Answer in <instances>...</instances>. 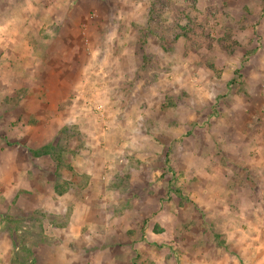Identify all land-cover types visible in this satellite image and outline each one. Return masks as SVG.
<instances>
[{
    "label": "rangeland",
    "instance_id": "374dc122",
    "mask_svg": "<svg viewBox=\"0 0 264 264\" xmlns=\"http://www.w3.org/2000/svg\"><path fill=\"white\" fill-rule=\"evenodd\" d=\"M1 44L0 264H264V0H0Z\"/></svg>",
    "mask_w": 264,
    "mask_h": 264
},
{
    "label": "crops",
    "instance_id": "0c3cea01",
    "mask_svg": "<svg viewBox=\"0 0 264 264\" xmlns=\"http://www.w3.org/2000/svg\"><path fill=\"white\" fill-rule=\"evenodd\" d=\"M2 34V33H1ZM9 34H11V33H9ZM5 37H7V36H5ZM14 40H12V39H7V40H10L11 41V44L13 43V42H15L16 43V45H17V40H16V37L14 36H11ZM15 43H13V46H15ZM0 46H3V44H1ZM10 50H12V47L10 48ZM19 55H22L23 56V54H19ZM20 59H21V61H23L24 60V58H22V57H20ZM222 244H227L226 242L225 243H222ZM87 246L88 245H86L85 247H84V249L81 247L79 250H77V251H75V252H78L77 254H76V256L75 257H71V259L69 258V260L66 258V257H68V254L66 255V252L61 256V260H62V264H71V262L72 261H74L75 263L77 262V261H80V260H85V261H87V260H92V264H112L113 262H116L117 264H120V262L119 261H122L123 262V258H121L120 256H122V255H119V252H117V253H113L112 255H110V253H106V251L103 249V244H101V248L100 249H98V250H96L95 251V253L94 254H90V255H88L87 256ZM224 246V245H223ZM102 249V250H101ZM101 250V251H100ZM74 254V253H73ZM121 254V253H120ZM153 254L154 253H148L147 255H143V260L145 261L146 260V258H148V259H150L151 261H157L156 259H153V258H155V256H153ZM65 255V256H64ZM113 256V257H112ZM127 258H129V259H131V257H127ZM206 258V257H205ZM94 260H96V262L95 263H93L94 262ZM142 260V259H141ZM125 261H126V259H125ZM202 262V261H201ZM124 263V262H123ZM199 263V262H198ZM203 263L204 264H214V259H211V260H204L203 261ZM233 264H242V262L237 258V261H233L232 262ZM128 264V263H127ZM226 264V263H225Z\"/></svg>",
    "mask_w": 264,
    "mask_h": 264
},
{
    "label": "trees",
    "instance_id": "16d2710c",
    "mask_svg": "<svg viewBox=\"0 0 264 264\" xmlns=\"http://www.w3.org/2000/svg\"><path fill=\"white\" fill-rule=\"evenodd\" d=\"M228 41H223V44H226ZM47 148L46 147H43L42 149H38V150H36V151H33L32 153L34 154V155H48L49 153H48V150H46Z\"/></svg>",
    "mask_w": 264,
    "mask_h": 264
}]
</instances>
